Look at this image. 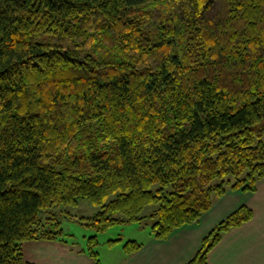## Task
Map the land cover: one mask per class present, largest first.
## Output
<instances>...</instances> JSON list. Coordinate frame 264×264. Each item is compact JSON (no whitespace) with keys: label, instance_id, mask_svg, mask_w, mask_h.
<instances>
[{"label":"trees","instance_id":"obj_1","mask_svg":"<svg viewBox=\"0 0 264 264\" xmlns=\"http://www.w3.org/2000/svg\"><path fill=\"white\" fill-rule=\"evenodd\" d=\"M263 139L264 0H0V264H36L22 242L61 234L41 212L81 199L100 232L149 216L167 240L256 189Z\"/></svg>","mask_w":264,"mask_h":264},{"label":"rangeland","instance_id":"obj_2","mask_svg":"<svg viewBox=\"0 0 264 264\" xmlns=\"http://www.w3.org/2000/svg\"><path fill=\"white\" fill-rule=\"evenodd\" d=\"M231 181L236 180L232 178ZM227 188L223 198L215 199V208L213 207L211 213H206L201 225H194L192 230L181 236L180 245H189L190 235L193 238L196 232H203L200 229L206 228L210 217H224L223 215H227L240 204H246L255 210V218L246 222L240 231L228 236L226 243L221 245V253L228 264H264V178L257 181L255 190L233 189L230 184ZM99 210L89 200L81 199L75 206H58L48 212H41L40 217L44 220L45 227H39L40 230H53L61 234L56 239L37 238L23 241L25 260L36 264H94L92 250L98 253L101 264H123L128 255L124 245L128 241H137L148 247L155 239L153 225L156 218L148 216L141 222L111 225L100 232L90 225V218ZM150 211L151 207H147L145 213ZM227 211L229 212L224 214ZM222 255L218 249L216 262L220 263Z\"/></svg>","mask_w":264,"mask_h":264},{"label":"crops","instance_id":"obj_3","mask_svg":"<svg viewBox=\"0 0 264 264\" xmlns=\"http://www.w3.org/2000/svg\"><path fill=\"white\" fill-rule=\"evenodd\" d=\"M223 197H221V198H223ZM215 205L216 204L213 205L214 208H215ZM242 205H244V204H242ZM240 206H241V204L239 206H237L234 210L231 211V209L233 208L232 207L229 210V211H231L230 213H228L229 211L224 213V214L228 213L227 215H223L224 217H218V218L210 217L207 220L208 222H206V225H205L206 228L201 227V229H200V230H204L203 232H201L200 234H197V232H196V234L193 238H191V235H190V244L189 245L188 244L185 246L180 245L181 236H183L184 234H186L190 230H192V227L194 225L195 226L201 225L203 217L206 215V213H209V212L211 213L212 209H214L213 207L208 212L203 214L198 222H195V223H192L189 225H185V226L175 230L172 233V235L169 237V239L158 240L155 238L154 240H152L151 244L148 247L147 246L145 247L143 245L142 249H140L139 251L132 253V254H128L127 258L123 264H185L188 261H190L196 255V253L198 252V250L201 246L202 239L220 221L225 219L228 215H230L232 212H234ZM254 212H255V210H254ZM255 216H256V213L254 214L253 219L255 218ZM243 226L244 225H242L238 228L232 229L231 231H229L228 233H226L223 236V239L209 253V264H228V262L225 263L226 259H224V254L221 253L222 246L226 243L228 236L230 234L235 233L236 231H240V229ZM218 249H220V254L221 255L223 254L220 258V263L218 261L216 262V258H215L216 251ZM237 252L239 253V251H237ZM212 258H213V261H212Z\"/></svg>","mask_w":264,"mask_h":264}]
</instances>
